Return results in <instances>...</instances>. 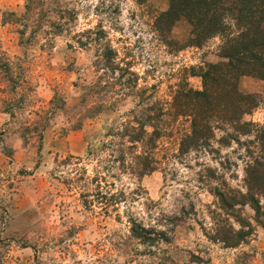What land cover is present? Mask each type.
I'll return each instance as SVG.
<instances>
[{"label": "rangeland", "instance_id": "rangeland-1", "mask_svg": "<svg viewBox=\"0 0 264 264\" xmlns=\"http://www.w3.org/2000/svg\"><path fill=\"white\" fill-rule=\"evenodd\" d=\"M31 2L0 0V264H264V215L255 222L248 205L237 209L249 227L229 218L247 238L232 248L211 239L223 214L211 191L246 192L254 133L224 146L226 128L179 155L189 120L163 127L162 116L156 170L138 180L118 161L144 150L119 130L153 106L166 113L180 84L201 91L190 69L223 61L220 40L188 45L183 18L167 28L173 0ZM237 89L257 98L243 122L264 130V82L243 76ZM129 218L168 242L132 239Z\"/></svg>", "mask_w": 264, "mask_h": 264}, {"label": "trees", "instance_id": "trees-1", "mask_svg": "<svg viewBox=\"0 0 264 264\" xmlns=\"http://www.w3.org/2000/svg\"><path fill=\"white\" fill-rule=\"evenodd\" d=\"M173 1V8L160 16L164 25L170 27L176 18L191 22L193 38L187 42L188 45L202 46L206 40L218 38V53L223 61L216 65H205L198 70L190 69L191 74L200 76L201 91L180 84L172 95L166 113L160 115L153 112V106L145 110L147 114L142 119L135 121L139 125L137 128L127 124L123 130H119L120 137L129 143H141L144 150L141 154L129 157L130 162L126 167L125 155L120 156L118 161L124 172L138 180L156 170L154 152L164 133L160 124L162 116H167L163 127H167V122L175 123L179 118L189 120V130L180 138L179 155L210 148L216 131H225L226 128V134L218 141L224 146L230 141L239 143L241 136L254 133L252 144L257 148L256 154L250 150L251 144L246 142L250 159L246 168V192L242 194L238 190L221 187L211 191L218 198V209L223 212L215 216L217 220L211 239L232 248L247 238V234L242 230L236 231L229 218H234L241 226L249 227V222L245 221L237 207L250 206L255 213V222L264 215V204L260 201L264 200V130L256 129L253 132L252 124L243 122V116L249 113L251 107H255L254 100L257 98L242 94L237 89L239 78L243 76L264 82V0ZM32 2L36 3V0ZM108 55L105 61H101V66L102 63L110 62L113 54L110 51ZM101 56H105L103 52ZM146 126L152 127V132L145 131ZM38 135L41 141L43 134ZM113 197L104 194L102 204H114ZM119 197H124V194L120 193ZM128 224L131 238L138 242L147 246H155L160 241L168 242L164 231L143 226L131 218ZM260 226L264 228V223Z\"/></svg>", "mask_w": 264, "mask_h": 264}]
</instances>
